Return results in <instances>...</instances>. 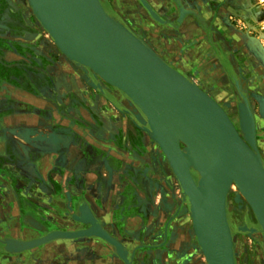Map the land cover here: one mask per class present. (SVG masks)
Segmentation results:
<instances>
[{"label": "water", "instance_id": "obj_1", "mask_svg": "<svg viewBox=\"0 0 264 264\" xmlns=\"http://www.w3.org/2000/svg\"><path fill=\"white\" fill-rule=\"evenodd\" d=\"M29 7L35 23L38 25L35 20L37 16L46 27L50 34L49 36H52L50 38L54 39V41L52 39L54 46L57 48V42L67 54L81 63H79L80 67L69 63L72 72L83 78L90 87L110 101L119 112L123 113L140 130V133L142 132L140 137H134L135 139H140L142 146H138L142 147L143 151L147 150L145 146L147 143L142 140L146 138L144 137L146 132L150 145L159 150L162 155L165 153L181 189L189 193L192 206L190 205L188 210L196 227L208 264H235L232 251L229 257L224 260L220 243V232L224 219V201L227 191V173L235 157L238 145L236 130L225 111L210 96L186 82L184 76L171 67L168 62L154 52L136 34H132L135 49L133 59L126 60L120 57L108 38L107 31L110 26V19L100 0H42L40 3L30 4ZM39 28L42 27L39 26ZM89 67L106 76L114 85L106 86L102 84ZM164 84H167L166 86L176 84L177 88L170 90ZM125 92L134 94L146 105L150 103L151 105L195 107L207 110L214 118L219 134V154L214 166L206 174L199 175L196 178H193L188 171L182 173L173 159L171 147L161 141V138L152 130L149 124L141 120L140 116L137 115V109L131 107L130 101L128 102L127 98H125ZM12 95L31 103L36 109L37 107L46 108L54 119L57 116L68 119L71 124L63 125L69 127L77 135L80 134V138L82 134L90 132L83 126L74 124L73 120L69 118L70 110L58 99L47 100L26 91H19L18 93L15 91L12 92ZM58 107H61L62 110H57ZM52 118L46 119L35 113H27L25 117L15 119L14 123L19 125V127L27 128L26 133L21 137L25 141H29L32 139L29 136L34 134L33 129L37 130L60 124V121L52 124ZM120 136L119 133H116L109 140L100 141L95 139L94 145L88 142L85 143L94 150L108 154L115 160V175L113 177L110 176L112 192L117 189L118 181L126 175L122 169L121 161L142 165L151 174L155 171L147 168L148 165L141 160L125 152L124 148H122L123 142H121L122 138ZM44 139H46V136L36 134L32 140ZM137 144L133 142L134 147L139 151L140 148ZM82 152L90 154L86 145L82 148ZM41 160L44 162V159ZM74 169L75 167L65 168L62 180L55 181L58 184L59 191H61L59 193L60 199H57L55 192H52L53 194L47 198L48 203L55 209L51 213V218L46 213L37 212L38 223L31 226H23V222L21 223L20 221V214L16 209L7 213L10 222L0 227V263H6L4 261L7 258L22 259L24 255H32L35 252L40 254L46 247L56 242L72 240L71 243L65 244V249L78 248L84 250L94 248L100 253L98 264H128L121 257L119 248L99 234L91 232L77 235L66 234L68 233L66 231L88 230L94 223L101 222L96 200L89 199L82 192L75 191L74 193L71 191L67 179L74 175ZM96 172L98 171L94 167L87 169L82 174L84 184L99 185L100 182L102 183L99 172L98 174ZM39 174L41 177L39 179L46 182L48 176L44 175L43 172H39ZM32 188L34 189L32 193L36 195L39 191L42 193L37 183H34ZM42 199L44 200V198ZM3 205L7 204L4 203ZM85 208L91 214L90 218H84L83 214L87 211ZM152 218L149 216L147 220L146 216L143 218L135 215L130 217L138 232L140 231L139 240L146 239L144 235L147 232L148 224H153L152 221H149ZM113 221L109 222L111 229L107 228V225L103 222L102 225L111 235L118 237L117 235H119L121 230H126V225L129 221L124 222L121 219H118L116 223ZM157 222L156 219L154 223L157 225ZM55 231H63L64 234L52 236L51 233ZM138 239L135 240L138 241ZM12 241L18 243L16 247L12 245ZM128 242L132 244L131 240ZM138 249L135 250L134 247L128 254L126 253L127 256L131 260L140 258L142 261L143 258L141 256L143 254ZM156 258L160 260L162 257L157 255ZM7 264L10 263L8 262Z\"/></svg>", "mask_w": 264, "mask_h": 264}, {"label": "bare ground", "instance_id": "obj_2", "mask_svg": "<svg viewBox=\"0 0 264 264\" xmlns=\"http://www.w3.org/2000/svg\"><path fill=\"white\" fill-rule=\"evenodd\" d=\"M162 1L164 0H140L141 4L144 6V9L146 11V13L143 12L144 17H148L151 22H159L161 24H167L169 27H172L170 19L172 18L174 20V41L177 43L178 54H173V56L176 55L177 61L180 62V60H182L185 54H187L186 52L189 50V48L193 47L194 44L198 41L197 38L194 37V35L197 34L200 28L204 25V22L202 20V13H205L207 12V10H209V5H201L200 0H165V12L169 13L168 10H171L170 8H173L175 12L174 14H172V11H170L169 15L165 13L164 15H162L160 13V10H158L162 6ZM27 2L30 6V4L40 3L42 2V0H27ZM105 11L110 19V26L108 28L107 33L111 45L115 49L116 53H118V55L123 59H133L135 55V49L132 34L134 33L137 36L138 34L125 20L126 18H123L124 16L122 17L118 13L113 14L106 9ZM35 18L37 20V23L40 24L46 30V27L42 24L41 20L37 16ZM188 19H192L194 23L186 24V21ZM181 27H183V30L180 32ZM197 29L199 30L196 31ZM195 31L196 33H194ZM141 40L145 44H147L154 52H156L146 41H144L143 38ZM163 40L167 42V39L165 37L163 38ZM236 43L238 47H242L241 40L237 39ZM56 45L57 50L60 53L61 63L63 61V63L68 67H71L69 63H72L74 66L77 67L81 66V63L69 54H67L58 45L57 42ZM163 46L166 48L164 44ZM156 53L166 61L164 56L160 55L158 52ZM253 53H255V51ZM189 57L192 56L189 55ZM244 57V59H246V56ZM238 60L234 56H230L229 60L226 61L225 71L226 74L230 77V88L224 89L222 91L224 92L222 95V99H224L228 95V93L236 95L237 99H235L236 101L233 112L229 111V106H226L225 102H221L222 99L218 100L212 96L213 93L208 87V83L211 81V78H203V81L201 82V84H199L195 82L193 78L189 77V75L184 73L181 68H179L178 66H174L173 64H169L178 73L184 76L186 82L195 86L196 88L210 96L225 111L229 120L234 126V129L236 130L238 136L237 151L227 173V191L224 201V219L220 232V243L222 246L224 260L229 257L231 251L234 253V229L246 230L251 234L258 231L256 241V252L258 255V259L257 257L256 259L257 264H264V235L260 233L258 228V226H260L261 224L264 234V155L262 153V149H264V94L249 91L246 83L245 73L243 71L241 72L240 69H237ZM90 69L97 76V78L102 84L106 86H111V84H113L110 79H108L96 69ZM72 84L74 85V82ZM166 85L167 84H164V86L170 90H175L177 88L176 84H171L168 86ZM115 90L118 91L117 89ZM253 97L258 98V100L260 101V108L258 110V114H256V112L253 110L252 105L250 104L249 98ZM125 98H127V100H129L131 104H133V106L137 109V115L140 116L141 120L149 124L152 130L159 136V138H161V141L171 147V154L173 156V159L176 161V164L182 173L188 171L193 178H196L199 175L206 174L210 170V168L214 166L219 154V134L217 124L214 118L210 115L207 110H202L200 108L195 107L151 105L150 103H147L148 105H146L143 104L134 94L130 92H125ZM15 130L18 131L17 129ZM48 133L50 134L49 131ZM144 134L146 138H143L142 140L144 141V143H147L145 139L148 140L149 137L146 132ZM131 140H133V142L135 143H138L137 146H142L139 138H131ZM148 143L150 144L149 141ZM46 144L49 145V143ZM147 144H145V146L148 148L149 145ZM39 146H41V144ZM56 146L59 147V145ZM139 148V151H142V147ZM160 155L163 164H161L160 162L159 166H161V168L163 166H166L165 168L169 170L173 178L177 179L176 174L170 165L171 163L166 158L165 153H163V155L160 153ZM190 163H193L196 169L195 176L189 168ZM154 164H156V162ZM181 194L182 197L185 198L184 200L187 206H192V203L190 202L189 198V193L181 189ZM231 197L233 198L232 202L237 203V205L240 207H236L235 209L234 207L230 208V206L228 205V201L231 200ZM231 209L233 210V212L231 211ZM85 210L87 209L85 208ZM244 211H247L251 220H254L253 223L256 224V226L247 227V218ZM188 213L191 234L194 238V241H196L197 243V248L199 252H201L205 264H208L207 258L203 252L200 243V239L198 237L196 227L194 226V223L190 217V211ZM83 215L85 219L90 218L91 216L88 210ZM66 232H68L66 234L69 235H77L85 232L99 234L103 236L104 239L111 241L113 245L117 246L119 248L120 255H122L121 257L124 258L125 262H128V264H130L129 258L128 256H126V246L124 247L123 244L117 238H115V236L111 235L106 229H104V227L99 222L94 223L93 226L88 230H72ZM61 234H64V232L55 231L54 233H51L52 236H58ZM12 242V245L16 247L18 243H16V241Z\"/></svg>", "mask_w": 264, "mask_h": 264}, {"label": "rangeland", "instance_id": "obj_3", "mask_svg": "<svg viewBox=\"0 0 264 264\" xmlns=\"http://www.w3.org/2000/svg\"><path fill=\"white\" fill-rule=\"evenodd\" d=\"M114 1L123 5L124 8H127L128 14L132 16L131 14L132 11L131 8L129 7V3H130L131 7L133 8V12L136 14V17H138L141 21H143L144 24H147V26L155 27L154 30L155 35L158 38L162 39V42L166 46V48L170 46L173 47L175 46V41H174L175 32L173 30L174 20L172 18L170 19V21L172 24L171 26L173 28L169 27L167 24H161L159 22L153 23L149 20L148 17L147 18L144 17L143 12L146 13V11L144 9V6L141 4L140 0H114ZM161 4L162 6L158 9L160 10V13L162 15H164V13L169 15L171 10H168L169 13L165 12L166 1L165 0L162 1ZM20 5L22 7V10L27 11L30 23H33L34 26L35 35L33 36L34 37L33 40L28 41L29 44L35 47L36 57H42L43 59L50 61L51 59L49 58V55L51 54L53 56L55 53H58L57 48L54 46V43L50 38L51 36H49L48 32L40 24L38 25L41 26L43 29L39 28V26L35 23L27 0L22 1ZM201 5H206V4L201 3ZM220 5L223 7L222 9L224 10L223 11L224 16L222 19L223 30L226 33L230 34L232 37H234L236 40L237 39L241 40L242 48L245 51L244 55L246 56L247 59H250V61L254 62V65L258 70V74L260 78L259 84L262 85V83H264V0H220ZM3 6H5L4 1L0 6L1 7L0 12H5L9 16L10 22L19 26L21 20L17 17V14L13 13L8 7H7L8 9L7 8L3 9L4 8ZM172 14H174V10L172 11ZM190 23H194L192 19H188L186 21V24H190ZM183 27L180 28V32L183 30ZM198 30L199 29H197L196 31ZM196 31L194 33H196ZM140 37L143 38L144 41H146L156 52H158L159 47L154 45V43L149 38H146L142 35H140ZM164 37L167 39V42L163 40ZM24 41H25L24 43H26V40ZM194 46L189 48V50L186 52L187 54H185V56L182 58V60H180V62L179 61H177V63L175 62V65L181 68L184 71V73L189 75V77L193 78L195 82H197L196 81L197 79L199 81L197 83L201 84L203 78H211L213 72L212 70L202 69V67L196 68L195 64L193 65L194 61H196V54L193 51ZM192 48L193 50H190ZM254 51L255 53H253ZM189 55L192 57H189ZM234 57L236 58V56ZM244 58L245 57L242 56V59ZM19 61L29 62L30 60L26 59V57L24 58L22 57L20 58ZM34 61L37 63L36 60ZM82 81H83L82 92L78 95V97L74 95V93L68 92L65 95V97H67L68 100H65L61 103H63V105L66 108H68L70 112H73L72 114L70 113L69 118L73 120L74 124H77L78 126L81 127L83 126V128H86L87 130L90 131L87 134L81 135V139L83 140V142H88L93 144L95 143L94 142L95 139L100 141L109 140L110 138H113L114 134L119 133L122 136V137L120 136V138H122L121 142H123L122 148H124V151L127 152L129 155L134 156V158L139 159L145 164H147L148 167L144 165L147 168L155 170L153 174H151L147 172V170L142 165L132 164L131 162L128 161H121V164L123 166L122 169L125 171L126 175L124 178H121V180L118 181L117 189L111 192L112 200H116L118 193L122 191L131 194L132 193L136 194L142 200V202L146 203L147 205L148 212H146L144 216L147 217V220L149 216L153 217L152 219L149 220L152 221L153 224L150 225L147 223L148 229L144 235V237L146 238L144 240L138 239L140 231L138 232L136 225L131 222L130 217H133L134 215L123 216L122 220H124V222L129 221L128 224L126 225V230L123 231L121 230L120 233L119 231H117L119 233V235H117L118 237L113 235L123 244L124 247L126 246L127 254L130 252V250L134 249V247L135 250L139 248L138 250L142 252L143 254L141 256L143 258L142 261L140 260V258H136V257H135L136 259L131 260L128 256L130 264H134V263L136 264H205L203 256L197 248V243L196 241H194V238L191 234V229L189 226L188 206L184 198L182 197L180 184L177 179L173 178L169 170L165 168L166 166L165 167L163 166L162 168L161 166H159L160 162L161 164H163L161 161L162 160L161 155L159 153L160 151L153 146L150 147V144L146 139L145 141L149 144L147 150L145 151L142 150V152L138 151L134 147L133 140H131V138L134 139V137L137 136L140 137L142 132L140 133V130H138L136 126H134V124L123 113L119 112L115 108V106L112 105L110 101H108L104 96L99 94L94 88L90 87L84 79ZM223 93L224 92H222L221 94L223 95ZM259 93L264 94V86L260 88ZM58 100L61 101L60 99ZM127 101L129 102V100ZM251 103L253 110L256 112V114H258V110L260 108V101L258 100V98L253 97L251 99ZM226 105L229 106L230 104L226 103ZM131 107L135 108L133 104ZM58 109L62 110L61 107H58L57 110ZM45 118L46 119L52 118L51 113H49V116ZM52 119H53L52 124H55L56 122L60 121V124H56L57 126H64L63 124L67 125L69 123L71 124V122L68 119L62 118L60 116H57L55 119L54 118ZM79 137L80 134L77 135V138ZM262 153H264V149H262ZM103 154L105 156L107 155V157L109 156L106 153ZM105 159H106L105 157L103 158L100 155V160H105ZM155 162L157 165L154 164ZM189 168L191 171H193L194 175H196L195 173L196 169L193 163H190ZM160 183H162L163 188L160 187L161 185ZM98 191H99V197H98L99 203L97 204L98 205L97 210H98V214H100L99 218L101 220V222L100 221L98 222L101 225L102 222L107 225L108 223L104 222L105 218L102 216L100 210L104 206L103 202L105 201L103 200L104 199L103 194L105 192V184H102L100 182L97 192ZM153 199L154 201H152ZM234 204H235L234 209L236 207H240L237 205V203ZM231 207L232 206H230V208ZM231 211L233 212L232 209ZM244 213L246 215L247 222L249 223L247 227L256 226V224L253 223L254 220L253 221L251 220L247 211H244ZM144 216L141 215L139 217L143 218ZM156 219L158 221L157 225L154 223ZM113 220L114 219L110 218V221ZM117 220L118 219H115L113 222L116 223ZM102 226L104 227V225ZM106 227L109 229L112 228L109 225H107ZM258 228L260 233L264 235L261 224L260 226H258ZM237 231L245 232L247 234V240L245 243V250H244L245 253L244 262H248L253 257L254 262H256L257 264L258 255L257 252L253 251V244L250 242V238H252L254 242H256L258 235L255 234L256 236H252L254 234H251L246 230H237ZM135 239H138V241H136ZM129 240H131L132 244L128 242ZM92 250H94V248H92ZM97 253L99 254L97 255L99 257L100 253L99 252ZM38 255L40 254L35 252L32 255H28V257L36 261ZM157 255H161L162 258L160 260L157 259L156 258ZM24 256L27 257V255ZM237 257L238 255H236L234 251L235 261L238 259ZM79 260L81 262H77V264L90 263L87 262L86 260H82V259ZM0 264H7V263L1 262ZM16 264H27V261L21 259V261H19Z\"/></svg>", "mask_w": 264, "mask_h": 264}, {"label": "crops", "instance_id": "obj_4", "mask_svg": "<svg viewBox=\"0 0 264 264\" xmlns=\"http://www.w3.org/2000/svg\"><path fill=\"white\" fill-rule=\"evenodd\" d=\"M3 1L6 4V0H0V6ZM1 13L0 227L10 222L7 213L13 209H16L20 214V221L21 223L23 222V226L37 224L39 221L37 212L46 213L51 218V213L55 209L48 203L47 198L53 194L52 192H55L57 199H60L59 193L61 191H59L58 184L55 181L62 180L64 170L68 167H75L74 175L72 174L73 176L68 178L69 180L67 179L71 191L74 193L75 191L82 192L89 199L96 200L98 204L99 191L97 192V189L100 184L86 185L82 179V174L87 169L90 167L97 169L103 181L102 184H105V192L103 194V200L105 201L103 202L104 206L102 205L103 207L101 206L100 210L105 218L104 222L108 223L107 225L110 224V218L114 220L120 218L122 220L125 215L144 216L148 212L147 205L134 193L122 191L118 193L116 200H112L110 176L113 177L115 174V160L85 144L86 142H83L80 137L77 138V134L69 127L52 125L37 130L33 129L34 134L30 135L31 137L29 136V138L33 139L36 134H41L46 136L44 140L34 141L31 139L25 141L21 137L26 133L27 128L16 125L14 123L15 119L25 117L27 113H35L45 118L49 116V113L44 107H37L36 109L31 103L17 96L15 97V95L13 97L12 92L26 91L43 99L52 100L58 98L63 102L68 100L65 97L68 92L74 93L78 97L82 92L83 82L76 79L79 76L72 72L71 68L65 65L63 61L59 66V70L53 67L54 71L52 72L50 70L51 61L36 57L35 47L28 42L33 40L34 35L10 22L9 16ZM24 40H26V43H24ZM22 57H26L30 61L20 62L19 60ZM73 82L74 85L72 84ZM46 143H49V145ZM40 144L41 146H39ZM56 145H59V147ZM85 145L90 154L82 152V148ZM67 148L68 150H66ZM100 155L106 159L100 160ZM41 159H44V162ZM39 172H43L44 175L48 176L46 182L39 179L41 178ZM98 172L96 173L98 174ZM34 183H37L42 193L41 191L37 195L32 193L34 191L32 188ZM4 203L7 205H3ZM71 242L72 240L59 241L46 247L38 255L36 261L28 256H23L22 259L27 261V264H77V262H81L79 259L90 262L85 264H98L99 257L97 255L99 254L95 250L65 249V244ZM19 261H21V258H7L4 262L16 264Z\"/></svg>", "mask_w": 264, "mask_h": 264}, {"label": "flooded vegetation", "instance_id": "obj_5", "mask_svg": "<svg viewBox=\"0 0 264 264\" xmlns=\"http://www.w3.org/2000/svg\"><path fill=\"white\" fill-rule=\"evenodd\" d=\"M22 1L24 0H6V4L5 6H3L4 7L3 9L8 7L13 13H16L17 17L21 20V21L19 20L20 21L19 27L28 30L29 32H31L32 35H35L33 23H30L27 11L22 10V7L20 5ZM200 1H202L201 2L202 4H206L207 6L209 5V10H207V12L205 13H202L204 28L202 26L200 30L197 32V34L194 35V37L197 38L198 41L194 44L195 45L194 50L193 48L190 50H193L196 54V61H194L193 63V65L195 64L196 68L202 67V69L212 70L213 72V75L211 76L210 79L211 81L208 83V87L213 93V94L211 93L212 96L218 100L219 99L221 100L223 98L221 94L222 91L224 89L230 88V77L229 75L226 74L225 71V63L227 60H229L230 56H236L237 60L239 59L237 63L238 65L237 69H240L241 72L243 71L245 73L246 83L249 91L255 93L259 92L260 88L264 86V83H262V85L259 84L260 78L257 68L255 67L254 63L250 61V59L247 58L242 59V56H245L244 49L242 47L241 48L238 47L236 43V39L232 37L230 34L226 33L222 28V19L224 16L223 14L224 10L222 9L223 7L220 5V0H200ZM101 3L111 13L113 14L118 13L120 16L122 17L124 16L123 18L124 19L126 18L125 20L131 25L134 31H136L140 39H142L140 35L149 38L154 43V45L160 48L158 52L165 57L166 61L168 63H172V64L174 63V66H176L175 65V62L177 63L176 55L178 54L177 43L175 42L174 47L170 46L165 48L163 46L162 39L158 38L154 33L155 27L147 26V24H144L143 21H141L138 17H136V14L133 12V8L131 7L130 3H129V7L131 8L132 16L128 14L127 8H124L123 5H121L120 3L114 0H101ZM170 9L171 11L174 10L173 8ZM1 14L7 15L5 12H2ZM173 54L176 55L173 56ZM49 58L51 59L50 61L52 64L50 70L53 72L54 71L53 67L59 70V66L61 65L60 54L55 53L53 56L50 54ZM76 79L81 81L83 80V78H81L80 76ZM196 81L199 82L197 79ZM226 97L222 99L221 102L222 103L225 102V104L230 103L228 108L230 112H233L236 101L235 99H237L236 95L228 93ZM249 99H250V104L252 105L251 103L252 98ZM263 139H264V129H263ZM191 172L193 173V171ZM160 184L162 185V183ZM161 185L160 187L163 188V185L162 186ZM232 199L233 198L231 197V200H229L230 202L228 201V205L234 207L235 204L232 202ZM247 225H249L248 222ZM253 234L258 235V231ZM233 236H234V251L236 255H238L237 257L238 259L235 261V263L255 264L253 257L248 262H244L245 260L244 250H245V243L247 240V234L245 232H239L237 231V229H235L233 232ZM250 242L253 244V251L256 252L257 243L254 242L252 238H250Z\"/></svg>", "mask_w": 264, "mask_h": 264}]
</instances>
